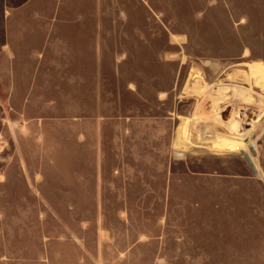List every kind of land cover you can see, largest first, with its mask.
<instances>
[{"label":"rangeland","instance_id":"rangeland-1","mask_svg":"<svg viewBox=\"0 0 264 264\" xmlns=\"http://www.w3.org/2000/svg\"><path fill=\"white\" fill-rule=\"evenodd\" d=\"M220 175L264 178V0H0V264H264Z\"/></svg>","mask_w":264,"mask_h":264},{"label":"crops","instance_id":"crops-1","mask_svg":"<svg viewBox=\"0 0 264 264\" xmlns=\"http://www.w3.org/2000/svg\"><path fill=\"white\" fill-rule=\"evenodd\" d=\"M218 179H231L232 181H235V183H238V186H235V190L237 189V193L240 191L245 192L246 191V198L248 201V207H249V215H248V221L250 225H253V229L257 230L259 229L260 224H264V178L255 177V176H248V177H241V176H224L220 175L217 176ZM173 179V176L165 177V182H167V186L165 187L168 193V198L173 194V185L171 181ZM240 183L245 184V186L240 187ZM234 188V187H233ZM235 190L230 191L231 194L234 196L223 198V202H221L216 209V214L220 215V218L217 219V225H220L222 229H227L229 225L235 226V228H239L237 226V216H236V210H235ZM172 198V197H171ZM208 222V220H207ZM209 224V222H208ZM227 226V227H226ZM163 239V237H162ZM159 240L161 238L159 237ZM164 241V240H163ZM164 243V242H163ZM166 246L162 244V248L160 246V251L164 252V249H166ZM170 258H168V255L166 254H158L157 255V262H170Z\"/></svg>","mask_w":264,"mask_h":264},{"label":"bare ground","instance_id":"bare-ground-1","mask_svg":"<svg viewBox=\"0 0 264 264\" xmlns=\"http://www.w3.org/2000/svg\"><path fill=\"white\" fill-rule=\"evenodd\" d=\"M249 158H250V156H249ZM250 163H251L252 167L254 168V171H256V173L259 174V170H258L257 166L255 165V163L252 160L250 161Z\"/></svg>","mask_w":264,"mask_h":264}]
</instances>
